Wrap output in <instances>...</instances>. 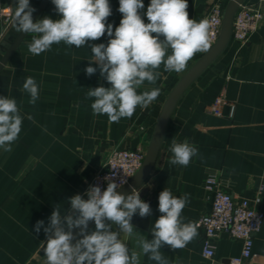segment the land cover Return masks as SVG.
I'll list each match as a JSON object with an SVG mask.
<instances>
[{
  "label": "crops",
  "instance_id": "crops-1",
  "mask_svg": "<svg viewBox=\"0 0 264 264\" xmlns=\"http://www.w3.org/2000/svg\"><path fill=\"white\" fill-rule=\"evenodd\" d=\"M43 1L30 0V4L37 10ZM229 1L188 0L189 18L202 20L215 3L224 11ZM109 2L112 15L108 23L115 27L122 19L119 0ZM143 3L146 10L150 0ZM243 3L256 5L258 0ZM14 5L15 0H0V11L9 14L8 18L0 17L3 57L21 33L12 22ZM45 15L58 18L51 0L46 1L34 22ZM33 35L26 33L0 68V96L14 98L24 117L12 150L0 149V264H46L42 243L47 237L43 228L36 233L37 221L43 220L47 227L52 212L57 209L62 221L67 215H75L71 198L79 194L87 199L83 194L86 184L112 149L139 150L145 156L169 94L203 56L196 53L181 73L164 72L161 66L157 83L146 82L139 90L158 87L159 97L147 109L137 108L130 119L110 123L106 115H93L92 101L86 95L89 88L101 84L110 87L100 76L99 68L91 77L84 73L92 59L90 46L54 44L50 50L33 55L28 51ZM107 39L105 34L90 43L106 44ZM29 76L39 86L35 105L29 103L30 96L22 88ZM218 95L234 105L231 119L227 107H223L220 116L208 113V107ZM29 115L31 120L27 118ZM173 139L187 140L197 147L198 155L187 167L169 163ZM208 176L215 177L221 188L236 200L252 199L261 192L260 209L264 213V15L257 31L244 45L236 43L230 34L223 51L176 101L153 166L135 189L149 203L150 215L133 216L131 237L120 232L118 225L105 223L112 231L120 232L119 238L128 246L129 255L132 252L139 255V264H158L142 254L139 241L153 239L152 229L161 215L159 193L169 189L176 197L187 195L189 202L183 209L182 220L195 222L209 210L210 195L203 188ZM93 230L95 223L88 228L89 232ZM197 232L182 249L161 247L160 252L169 264H229L230 259L239 256L240 242L222 234L214 241L213 257L203 258L202 232L198 229ZM252 252L254 263L264 264V221L254 237Z\"/></svg>",
  "mask_w": 264,
  "mask_h": 264
},
{
  "label": "clouds",
  "instance_id": "clouds-1",
  "mask_svg": "<svg viewBox=\"0 0 264 264\" xmlns=\"http://www.w3.org/2000/svg\"><path fill=\"white\" fill-rule=\"evenodd\" d=\"M58 18L45 15L33 21L36 11L30 0H15L12 22L17 32L35 34L28 51L40 55L61 43L75 48L90 46L92 59L84 69L91 77L99 68L100 76L110 87L103 84L89 88L93 115H106L110 123L131 118L137 108L147 109L160 95V88L139 91L147 82L155 85L164 72H183L188 62L198 52H207L211 46L210 23L189 18L188 0H150L145 10L143 0H119L122 19L118 26L108 23L112 15L109 0H51ZM144 17L147 19L145 22ZM107 35V43H90ZM96 66H92V64ZM29 94V103L39 99V86L33 77H27L22 85ZM29 120L32 116L27 117ZM24 117L17 101L0 96V149L10 152L22 130ZM169 163L187 167L198 149L187 140H172ZM119 185L108 183L103 191L92 186L87 199L74 195L70 200L75 215L61 218L59 210L52 212L50 223L37 221L36 233L43 228L47 239L42 243L46 264H139V255L132 252L119 236L133 235L131 220L134 215H150L149 203L140 198L135 189L132 194L117 192ZM189 197H176L165 189L159 193L158 211L151 241H139L142 254L158 264H169L160 249L163 245L177 250L186 247L197 235V225L184 222L182 212ZM95 230L89 232V222ZM119 226L120 232L112 231L105 223ZM72 229H79L81 238L72 243Z\"/></svg>",
  "mask_w": 264,
  "mask_h": 264
},
{
  "label": "built area",
  "instance_id": "built-area-1",
  "mask_svg": "<svg viewBox=\"0 0 264 264\" xmlns=\"http://www.w3.org/2000/svg\"><path fill=\"white\" fill-rule=\"evenodd\" d=\"M223 9L217 3L213 4L202 19L210 23V40L213 47L217 41ZM264 15V0H258L256 5L244 4L237 7L231 27L232 39L244 45L249 37L257 31ZM1 18H8L9 14L0 11ZM208 50V51H209ZM204 54L205 52H198ZM223 107L228 108V118L234 115L235 107L228 103L223 95L214 98L208 107V113L220 116ZM144 154L139 150L114 148L105 157L103 164L92 174L84 189V196L92 186H98L103 191L108 183L115 182L119 185L117 190L128 183V181L140 169ZM204 190L210 195V209L200 214L194 223L202 232L200 242L201 256L211 259L214 255V241L219 235H227L232 240L241 244L240 254L232 258L229 264H255L252 252L255 235L260 231L264 213L260 209L261 192L252 199L236 198L221 188V183L213 176H208L203 183Z\"/></svg>",
  "mask_w": 264,
  "mask_h": 264
},
{
  "label": "water",
  "instance_id": "water-1",
  "mask_svg": "<svg viewBox=\"0 0 264 264\" xmlns=\"http://www.w3.org/2000/svg\"><path fill=\"white\" fill-rule=\"evenodd\" d=\"M47 0H44L41 5L38 7L36 12L33 14V21L39 14L40 10L44 6ZM244 0H230L225 7L222 15V21H221V27L220 32L217 38V41L213 45V47L205 52L201 59L197 61L190 69L189 71L180 79V81L177 83V85L174 87V89L169 94L167 100L165 101L160 114L159 118L151 139V143L149 145L148 151L146 155L144 156L142 165L140 169L135 173V175L128 181L127 184L122 186L117 192L127 196L129 193H132L133 189H136L140 183L145 179L147 174L150 172L153 163L155 161L160 142L162 140V136L168 121V118L171 114V111L180 97V95L183 93V91L186 89V87L201 73L203 69H205L225 48L226 44L228 43L230 34H231V27H232V19L234 16V13L237 9V7L243 2ZM26 33H20L16 40L13 42L10 49L7 51V53L4 55V57L0 61V68L5 63L9 55L12 53V51L15 49V47L18 45V43L23 39L24 35ZM210 209V204H209ZM94 223V221L89 222L88 228ZM74 239L72 243L78 239L80 236L79 229H73L72 230Z\"/></svg>",
  "mask_w": 264,
  "mask_h": 264
},
{
  "label": "rangeland",
  "instance_id": "rangeland-1",
  "mask_svg": "<svg viewBox=\"0 0 264 264\" xmlns=\"http://www.w3.org/2000/svg\"><path fill=\"white\" fill-rule=\"evenodd\" d=\"M2 57H3V56H2V51H0V61H1Z\"/></svg>",
  "mask_w": 264,
  "mask_h": 264
}]
</instances>
